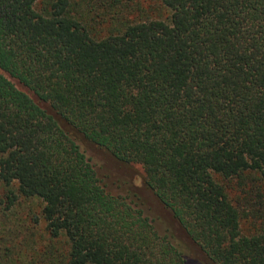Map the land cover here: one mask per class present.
I'll list each match as a JSON object with an SVG mask.
<instances>
[{"label": "trees", "instance_id": "obj_1", "mask_svg": "<svg viewBox=\"0 0 264 264\" xmlns=\"http://www.w3.org/2000/svg\"><path fill=\"white\" fill-rule=\"evenodd\" d=\"M160 1L168 20L100 35L85 14L120 0H0V230L35 200L67 264H193L88 143L141 166L206 262L264 264V0Z\"/></svg>", "mask_w": 264, "mask_h": 264}, {"label": "rangeland", "instance_id": "obj_2", "mask_svg": "<svg viewBox=\"0 0 264 264\" xmlns=\"http://www.w3.org/2000/svg\"><path fill=\"white\" fill-rule=\"evenodd\" d=\"M115 1V0H114ZM97 6L98 2L92 3ZM113 13L108 6L96 7V11L86 13L90 25L95 28L93 34L105 35L121 30L127 23L169 19L170 12L160 0H120ZM82 149L94 166L98 177L103 182L106 191L112 195L135 193L144 203L145 215L150 218L159 233L170 231L175 236L185 258L193 264H209L203 253L190 242L185 233L163 209L143 183V170L140 165H121L110 154L98 147L82 143ZM4 189L0 187V201L4 199ZM231 197L237 192L232 189ZM0 208L3 205L0 203ZM38 201L20 202L10 210L6 220L7 227L0 230L1 255L7 264H67L68 244L64 237L51 239L45 229V223L35 224V216L39 215ZM255 224L248 220L241 222L240 228L244 234L252 232ZM7 248L10 252L7 251Z\"/></svg>", "mask_w": 264, "mask_h": 264}]
</instances>
